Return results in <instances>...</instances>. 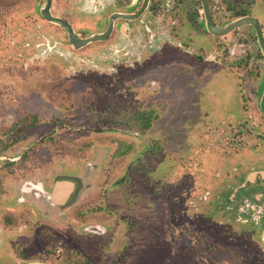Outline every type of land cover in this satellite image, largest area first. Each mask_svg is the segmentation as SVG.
Instances as JSON below:
<instances>
[{"label":"rangeland","instance_id":"1","mask_svg":"<svg viewBox=\"0 0 264 264\" xmlns=\"http://www.w3.org/2000/svg\"><path fill=\"white\" fill-rule=\"evenodd\" d=\"M156 1L163 6V23H171L175 47L151 69L116 56L120 44L106 64L101 63L106 54L100 53L83 57L87 64H78V56L68 57V51L42 55L34 48L37 38L31 37L19 55L10 50L15 58L0 50V118L39 112L31 129L35 133L24 138L14 130L4 132L9 125L0 121V178L22 176L18 166L27 165L38 166L44 177L34 186L26 180L30 176L22 181L33 208L44 188L36 206L43 217L27 208L37 226L30 222L18 233L32 235L23 262L13 258L19 253L4 251L0 264H264L262 225L233 226L200 197H212L213 173L221 159L214 151L235 145L216 140L222 125L233 123L227 129L233 134L241 130L246 112L264 117V61L254 30L245 25L213 36L203 24L199 0ZM208 2L218 27L246 10L264 35V0ZM50 29L35 37L51 35ZM248 127L246 133L253 136L258 127ZM29 129L22 126L24 132ZM14 135L18 138H9ZM260 144L257 150L264 148ZM253 155L247 158L256 160ZM59 181L74 189L57 205L47 193ZM12 208L5 211L18 207ZM10 215L6 229L25 223Z\"/></svg>","mask_w":264,"mask_h":264},{"label":"flooded vegetation","instance_id":"2","mask_svg":"<svg viewBox=\"0 0 264 264\" xmlns=\"http://www.w3.org/2000/svg\"><path fill=\"white\" fill-rule=\"evenodd\" d=\"M142 3L143 0H51L49 12L52 17L64 20L71 27L76 37L85 39L94 34L107 33L112 15L135 14L141 8ZM45 4L46 0H14V2L13 0H0V50L2 52L7 51L9 57H12L13 55L11 56L10 50L13 49L14 55H19L21 52H17L19 49L23 50L25 46L31 44V41H28L31 37L34 39L37 38L38 43L34 44V48L42 52V55L50 53L53 56H59V51H61V53L68 51V57L74 55L78 56V59H76L78 60V64H87V61L82 59L83 57L86 58L87 56L100 53L106 54V57L103 59L104 62L101 61V63L106 64L111 60L109 54L110 51H113L112 48L120 44L121 49L116 50V56L120 53V55L122 54L121 58L129 62V65L132 63L134 66H148L150 68L157 62V59L160 58L161 55L170 53L173 47H175L171 42L172 31L169 30L171 23L169 22V27H167L161 20L160 14L165 15V13L159 11L163 6L159 5V1L156 0H149L144 11L133 20L115 19L109 33L102 41L90 43L78 49L71 45L67 32L63 27L45 20L41 13ZM165 6H168V4H165ZM173 8L174 6H172V9ZM16 11L20 12L17 13ZM79 23H82V25H80L81 27H79ZM46 26L51 28V35L42 34L41 37H35V32L37 35H40V30L47 28ZM29 31L31 32L29 33ZM130 52L133 53L130 54ZM130 58H133L132 62ZM200 59L205 62L208 60L206 57L202 56ZM76 60L74 59L73 61L76 62ZM240 94L243 95L242 92ZM3 106L4 105L0 104V110ZM38 115L39 112L36 111L28 118H0V121H3L5 125H9V130L4 129V132L9 131V133L12 134L14 130V132H17L22 138L24 135V137H26L31 129H34L33 126L37 125L36 120L39 117ZM246 115L247 117L240 120V126H238L241 127L240 131H243L242 134H239V130L230 134V131H227V129H230L229 125H233V123L231 124L227 121L222 125L223 127L219 129L220 133H218V137L216 136V140L222 141V139H226L228 142H235V145H232L233 148H230V146L224 147L227 152L223 151V155H221V151L224 148L214 151L215 155L218 157L220 156L221 159H219V163L215 166L216 170L213 173L214 179L210 188L212 197L208 198L210 193H202L200 197L207 201V203L210 202L209 205L216 206L215 211L218 212V215L221 213V216L223 215L224 217L223 220L229 222V224L232 223L233 226L237 225L241 227L240 225L242 224L248 227L249 224L252 227L259 228L262 225V228H259L262 238L264 233V148L261 147L260 150H257L258 148L256 146L258 143H261L260 145L262 146L264 144V117L258 119L253 116V118H251V116H248L247 112ZM25 124L30 126L27 132L22 130V126ZM248 126L258 127L255 131L256 133H253V136L251 133H246L247 129H251ZM30 133L34 134L35 132L31 131ZM227 133L229 135H225ZM9 138L16 139L18 137L14 135V137L12 136ZM252 138H257V141L255 142ZM259 151L261 153H259ZM243 152L245 153L242 155ZM27 153H24L23 156H26L25 154ZM252 153H254L253 156L256 157L253 159L256 160H249L247 158V155H251ZM18 167L20 168L18 170L20 174H24L18 176L21 179L19 182H16L17 176L13 179H7L6 181L0 178L3 186L2 195L0 197V210H4L5 212L3 216H0L4 218L0 219V253L4 251H6V253H19L13 258L22 263L24 260L22 255L23 253H27V240L32 237V235L25 231L24 235L18 233H20L23 228H30V222H33V225L37 226V224H35L37 219H30L33 215L31 214V216H29L30 214L26 213L25 210H27V208H32L34 211L37 210L36 213L39 212L41 209L39 208L40 210H38V207H40V203H42L44 199V188L41 186L42 192L37 189L38 197L36 199L39 201V204H32L35 205L34 208L33 206H29L28 204L31 201H28L24 192L25 190L22 187V181L26 179V176H30V178L26 180L31 181L30 184L34 186L37 182L42 183L44 177L43 171L39 169L38 166L29 167L27 165ZM34 181L35 183L32 184ZM47 194L51 197V192ZM6 204H8V206ZM21 205L25 207L22 208ZM10 206H13L12 209L18 208H16L15 211L7 212V209L5 211V207ZM253 213L255 216L253 217L254 219L241 218L242 216H251ZM10 214L16 216L14 220L24 221L25 223H20L18 226L16 225L14 230L11 229L12 231L6 229V225L9 228L10 225H8L9 222H7L5 217L7 215L11 216ZM38 214L40 217H43L41 211ZM232 217L233 219H229ZM235 221L238 222V224L235 223ZM227 222L223 223L228 224ZM242 230L244 229L242 228ZM26 237L27 239L23 240V238Z\"/></svg>","mask_w":264,"mask_h":264},{"label":"water","instance_id":"3","mask_svg":"<svg viewBox=\"0 0 264 264\" xmlns=\"http://www.w3.org/2000/svg\"><path fill=\"white\" fill-rule=\"evenodd\" d=\"M148 1L149 0H143L141 8L135 14H130V15L115 14V15H112L110 18L109 30L111 29V25H112L113 21L117 18L127 19V20H133V19L137 18L146 8ZM200 4H201L202 13L204 16L205 29L209 34H211L213 36L225 35L231 31L236 30V29H238L242 26H245V25L252 27V29L254 30L255 36H256V40H257L258 47L260 49L261 56H262L263 61H264V35H263V30L255 18H253L251 16H242V17H239V18L235 19L234 21L230 22L228 25L220 28V27L216 26L214 23L208 1L207 0H200ZM50 6H51V0H46V4H45V6L41 12L43 17L48 22H51L53 24H56V25L63 27L65 29V31L67 32L68 39H69L71 45L74 48L78 49V48H81L87 44L102 41L103 39H105L106 35L109 33V30H108V32L105 34H94V35H91L85 39H80V38L76 37V35L74 34L71 27L64 20L52 17L50 15V12H49ZM260 107H261V110L264 114V89H263V92H262V95L260 98ZM73 189H74V185L70 182H67V181L56 182L53 186L52 191H51V197L57 205L63 204L70 197L71 193L73 192ZM262 239L264 241V233H263Z\"/></svg>","mask_w":264,"mask_h":264},{"label":"trees","instance_id":"4","mask_svg":"<svg viewBox=\"0 0 264 264\" xmlns=\"http://www.w3.org/2000/svg\"><path fill=\"white\" fill-rule=\"evenodd\" d=\"M248 15L246 10H240V11H236L234 17H242V16H246ZM146 124V123H145ZM149 126V124L147 123L143 128L146 129Z\"/></svg>","mask_w":264,"mask_h":264},{"label":"crops","instance_id":"5","mask_svg":"<svg viewBox=\"0 0 264 264\" xmlns=\"http://www.w3.org/2000/svg\"><path fill=\"white\" fill-rule=\"evenodd\" d=\"M262 29H263V28H262ZM158 62H161L160 58L157 59V62H156V63H158ZM156 63H155V64H156ZM155 64H153V65L150 67V69H151Z\"/></svg>","mask_w":264,"mask_h":264}]
</instances>
